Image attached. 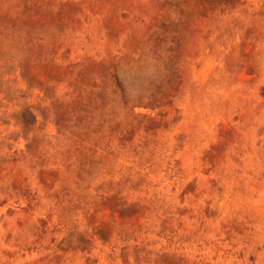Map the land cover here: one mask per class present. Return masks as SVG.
Instances as JSON below:
<instances>
[{
    "label": "rangeland",
    "instance_id": "1",
    "mask_svg": "<svg viewBox=\"0 0 264 264\" xmlns=\"http://www.w3.org/2000/svg\"><path fill=\"white\" fill-rule=\"evenodd\" d=\"M0 264H264V0H0Z\"/></svg>",
    "mask_w": 264,
    "mask_h": 264
}]
</instances>
